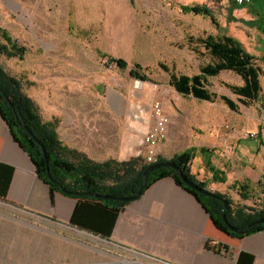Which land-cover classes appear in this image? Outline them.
Here are the masks:
<instances>
[{
	"label": "rangeland",
	"instance_id": "rangeland-1",
	"mask_svg": "<svg viewBox=\"0 0 264 264\" xmlns=\"http://www.w3.org/2000/svg\"><path fill=\"white\" fill-rule=\"evenodd\" d=\"M210 1L0 0V28L8 26V33L27 49L23 60L0 56V61L22 81L23 92L43 120L58 121L62 142L78 151L100 160L141 157L148 162L142 142L156 125L151 110L158 102L170 119L160 144L171 137L183 139L179 147L185 151L204 141L223 161L238 142L242 153H248L243 147L255 149L264 142V72L262 98L250 107L240 105L237 113L219 99L236 100L224 84L242 85L237 75L212 78L210 89L219 97L206 102L177 93L169 84L170 75L160 67L193 76L209 62L194 52L191 40L222 30L208 17L183 14L180 6ZM223 6L214 7L221 27L227 26ZM260 14L264 16V10ZM229 31L247 43L248 28L233 25ZM118 59L126 61L124 69L113 62ZM258 60L264 71L263 58ZM135 64L142 66L146 81L132 76ZM72 118L80 122H71ZM240 157L239 165L226 160L233 164L227 170L239 176L226 196L237 208H257L256 196L264 194V148ZM247 169L250 178L259 176L254 185L245 179ZM230 176L228 182L233 183Z\"/></svg>",
	"mask_w": 264,
	"mask_h": 264
},
{
	"label": "crops",
	"instance_id": "crops-1",
	"mask_svg": "<svg viewBox=\"0 0 264 264\" xmlns=\"http://www.w3.org/2000/svg\"><path fill=\"white\" fill-rule=\"evenodd\" d=\"M219 3L224 4L227 26L213 25L221 34L239 40L255 58H264V16H260L264 0L241 7L227 0L204 5L215 14ZM233 25L248 28L247 43L229 31ZM5 121L0 113V264H264V231L237 239L217 229L197 198L171 177L154 183L121 211L59 192L52 196ZM71 122L80 121L72 118ZM181 140L171 137L159 144L158 156L173 159L184 152L179 147ZM198 143L191 148H206V142ZM261 144L255 149L245 146L248 153H242L238 142L232 146L233 152L223 155L239 165L240 153L253 156L264 148V142ZM209 150L195 155L191 171L212 191L229 195L239 176L227 170L232 163ZM84 153L96 162L108 160ZM212 168L225 182L214 180ZM248 172L245 179L254 185L259 176L250 178ZM229 174L233 183L228 182ZM261 196H256L259 204ZM207 242L212 249L206 248Z\"/></svg>",
	"mask_w": 264,
	"mask_h": 264
},
{
	"label": "trees",
	"instance_id": "trees-1",
	"mask_svg": "<svg viewBox=\"0 0 264 264\" xmlns=\"http://www.w3.org/2000/svg\"><path fill=\"white\" fill-rule=\"evenodd\" d=\"M230 4L240 6L234 3ZM180 9L183 14L208 17L217 28L220 27L217 17L207 5H181ZM191 41L195 45L194 52L209 59L208 63L200 67L198 74L193 76L177 74L166 65H160L162 70L170 75L169 84L177 93L196 100L214 102L219 95L211 91L210 81L212 78L219 77L221 73L229 72L237 75L243 81L240 86L224 84L237 97L236 100L228 96L219 97L229 109L238 113L240 105L250 107L262 98L261 83L264 71L259 60L250 54L239 40L219 34L216 36L206 35ZM26 51L27 49L24 46H19L18 41L7 30L0 28L1 57L23 60ZM113 62L121 69L127 66L123 59L113 60ZM131 74L143 81L148 79L143 74V68L140 64L134 65ZM0 113L10 127L14 140L29 153L37 167L38 175L49 186L52 196L55 192H59L67 197L101 203L109 210L121 211L133 201H123L117 198H130L137 194L144 184L143 173L150 166L165 162L175 164L190 182L205 190H210L206 182L197 179L190 167L191 160L199 151H210L204 147L200 149L191 148L176 155L173 159H165L159 156L157 161L149 163L141 157L132 158L128 161L108 159L103 162H96L86 153L65 145L57 130L58 121L49 123L44 121L36 104L23 92L22 81L16 76L10 75L1 64ZM24 125L27 126L32 135ZM34 137L40 143L34 141ZM43 147L46 149L48 164ZM212 170L215 171L213 168ZM214 174L215 181L225 182L223 177L219 178L218 171H215ZM180 175L171 167H163L151 172L148 175L145 189L137 199H140L154 183L171 177L177 185L185 188L187 192L197 198L217 229L237 239L264 231V223H258L259 220L264 219V208H237L229 197L215 192L219 197L226 198L230 204V208L225 210L226 223L221 214L225 208L224 203L217 198L202 195V193L188 188L182 182ZM235 185L233 183L232 186L235 187ZM244 189L245 186H242V190ZM96 196L99 197L96 198ZM230 226L235 231L231 230ZM206 248L212 249L210 242H207Z\"/></svg>",
	"mask_w": 264,
	"mask_h": 264
},
{
	"label": "built area",
	"instance_id": "built-area-1",
	"mask_svg": "<svg viewBox=\"0 0 264 264\" xmlns=\"http://www.w3.org/2000/svg\"><path fill=\"white\" fill-rule=\"evenodd\" d=\"M228 3H234L236 5L245 6L252 2V0H227ZM152 114L156 118V125L148 130L143 138V144L146 149V161L149 163L157 161L159 157L157 149L162 140L166 138L167 127L169 126L170 119L164 114V108L158 102L153 104ZM260 134V131H259ZM254 138L255 135L251 134ZM258 136V135H257ZM262 202L257 208H264V194L261 196Z\"/></svg>",
	"mask_w": 264,
	"mask_h": 264
},
{
	"label": "water",
	"instance_id": "water-1",
	"mask_svg": "<svg viewBox=\"0 0 264 264\" xmlns=\"http://www.w3.org/2000/svg\"><path fill=\"white\" fill-rule=\"evenodd\" d=\"M24 127L28 130V132L30 133V135H32L31 131L27 128V126L24 125ZM34 141H36L37 143H40L35 137L33 138ZM43 151H44V156H45V159H46V163L48 164V159L46 157V149L43 147ZM163 167H171L172 169L176 170L177 172H179L181 175V179H182V182L184 184L187 185L188 188L190 189H193L195 190V192H198V193H202V195H206V196H209V197H213V198H217L218 200L222 201L225 205V208L224 210L221 211V214H222V217L224 219V221L227 223V219H226V215H225V210H228V208H230V204L228 202V200L226 198H221L218 196V194H216L214 191H210V190H205L203 189L202 187L198 186L197 184L193 183V182H190L182 173V171L175 165L173 164L172 162H165V163H159V164H154L152 166H150L144 173H143V186L141 187V189L138 191L137 194L133 195L132 197L130 198H117V199H121L123 201H135L137 199V197L142 193V191L145 189V185L147 184V178H148V175L153 172V171H157L159 170L160 168H163ZM99 196H96V198H98ZM258 223H264V219H261L258 221ZM230 229L235 231V229H233V227L230 226Z\"/></svg>",
	"mask_w": 264,
	"mask_h": 264
}]
</instances>
